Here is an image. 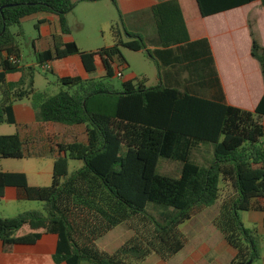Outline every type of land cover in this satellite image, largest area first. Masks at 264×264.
<instances>
[{"label":"trees","instance_id":"obj_1","mask_svg":"<svg viewBox=\"0 0 264 264\" xmlns=\"http://www.w3.org/2000/svg\"><path fill=\"white\" fill-rule=\"evenodd\" d=\"M196 1L204 18L256 2L264 8V0ZM76 7L73 0H0V125H16V104L31 100L38 122L84 127L87 137L86 143L58 145L48 187L31 186L25 173L0 172V203L43 204L42 210L0 218L4 251L34 246L44 234H55L59 237L56 264H139L153 255L168 261L190 243L182 227L210 214L235 252L231 264L259 261L262 236L245 226L241 214L264 212V96L255 111H247L179 88H149L146 78L123 82L117 89L113 80L122 69L116 65L127 63L123 50L146 53L160 75L168 62L149 49L144 37L128 31L122 13L120 24L111 28V47L83 52L73 41L35 50L39 67L79 56L89 75L97 72L100 57L104 77L84 79L72 68L59 80L58 93L38 92L37 67L22 63L23 25L36 15L51 14L59 18L63 35H71L68 16ZM152 14L158 46H191L179 0H162ZM252 36V55L264 78V47ZM15 72L22 74L21 80L8 83V75ZM210 144L213 163L199 164L195 151ZM39 156L30 152L19 133L0 136L1 159ZM163 159L180 163L181 175L159 174ZM70 160L82 161L84 167L70 175ZM150 204L173 208L175 213L161 224L148 215ZM121 225L135 235L113 254L102 251L99 242ZM25 227L30 233L19 236Z\"/></svg>","mask_w":264,"mask_h":264},{"label":"crops","instance_id":"obj_2","mask_svg":"<svg viewBox=\"0 0 264 264\" xmlns=\"http://www.w3.org/2000/svg\"><path fill=\"white\" fill-rule=\"evenodd\" d=\"M161 1L162 0H73L75 3L81 2L92 4L109 2V4L117 7L118 12L122 13L125 20L127 19L131 33L143 36L142 31L147 33L150 31L148 34L150 42L149 49L154 51L160 58L164 57L166 61H168L167 65L162 69L161 75L160 70L157 67L158 85L156 87L163 85L170 88H179L190 92L198 98L206 99L217 104L225 103L229 106L243 110L255 111L264 96V78L262 69L259 62L252 55V33H254V37L258 40L259 44L264 47V10L261 3L256 2L235 10L204 18L201 15L196 0V3L194 0H179L192 44L191 46H176L164 49L158 46L159 37L157 25L152 14L153 7L157 6ZM254 6L262 8L260 9L259 14H254V10H252ZM42 15H46L47 17L40 20ZM50 15L51 14H39L32 19H38L45 24L49 21L48 17H50ZM55 17L56 22L53 24L54 26H52L47 42L45 44L40 43L38 48L35 43L33 44L34 55L35 50L45 51L54 48L56 44L73 42L72 40H69V37L72 34L67 36L63 35L59 24V18L57 16ZM253 24L257 25V29L253 27ZM196 43L199 44L196 45ZM76 57L79 58L80 63L74 62ZM149 59L151 58L149 57ZM96 65L97 72L99 71L100 75L104 77L106 72L100 57H97ZM49 67L51 72L58 77V80L69 76L72 72V68H75L82 78H92L91 75L85 71L79 56L55 61L50 63ZM130 67L131 66L128 62L116 65L117 70L120 68L122 69L123 76L125 71L130 69ZM136 77H138V75L133 73L132 76L125 77L123 82L137 81L146 78L148 79L147 86L149 88H155L149 86L150 80L147 76H140L139 79H136ZM21 78L22 74L15 72L8 75L7 81L8 83H16L20 81ZM47 91L51 94H56L54 91ZM25 101L29 103L26 105ZM30 103H32L31 100H24L16 104L14 110L16 125H19L22 130V134H20L21 137L29 143L30 152H35L41 155L30 159L53 161L52 163H49L47 167V173L49 172L48 175L50 177L51 170L54 173L55 159L58 156V145L67 144V138L70 141L68 144L77 141L86 143L87 137L85 135V129L84 127L71 128L58 124L40 123L37 121L36 111L34 107H31ZM78 129H83L82 136L77 134ZM51 138L56 140L60 139L55 142L56 149H54L53 143L51 144V142L45 145L40 144V141L46 140L49 142ZM61 140H64L65 142H62ZM262 141L264 143V139ZM204 146L205 145H201L198 149H202ZM3 160L5 159L0 158V172L25 173L16 169L6 170L4 168V163H2ZM25 174L27 175L31 186L40 187L31 184L28 174ZM41 178H43V176ZM42 180L46 181V176ZM2 204L20 205L17 209L16 207L14 209V207ZM29 206L31 205H27L26 202H5L0 203V210H2V213L13 210V213L20 214L25 211H31ZM245 213L248 216L246 223L249 225H254L259 221H262L264 225V216L262 218L256 215L264 212ZM125 226L126 225H121L117 227L103 238L99 242V244H103V247L100 249L109 254H113L131 237H133V232L127 226V229H121ZM253 228H256L262 236L263 247L264 232L260 231L257 227ZM29 233L30 230L24 231L23 233H19V236H24ZM58 243L59 237L57 235L44 234L36 245L16 247L11 253H6L4 251L3 242L0 241V264H56L54 256L57 253ZM224 243L228 246L230 253L232 252L231 256L227 259V263L231 264L235 252L225 241ZM199 251H201L199 250V245L191 244L190 239V243L186 248L170 260L164 261L157 255H153L141 264H198L197 262L201 258L206 259L207 256V254H204L202 255L203 257H201ZM84 264L91 263L85 262Z\"/></svg>","mask_w":264,"mask_h":264},{"label":"rangeland","instance_id":"obj_3","mask_svg":"<svg viewBox=\"0 0 264 264\" xmlns=\"http://www.w3.org/2000/svg\"><path fill=\"white\" fill-rule=\"evenodd\" d=\"M258 7L259 6H254V8H252V10H254V14L260 13V9L262 8ZM46 17V15H42L40 20L45 19ZM68 19L72 29V35L69 37V40L76 42L81 51L90 52L102 48H107L113 45V35L111 28L115 24H120V13L118 12L117 7L113 6L112 4H109V2H104L102 4L78 2L76 9L73 13L68 16ZM40 20L32 19L25 22L23 25L24 31L26 33V40L21 41L23 59L22 61L24 65H33L37 67L36 89L38 90V92H46L47 90H51L57 93L61 90V85L59 83L58 77L53 72H51V70L48 71L45 70L43 67L37 66V60L34 55L33 46V44L35 43L38 48L40 43L45 44L47 42V40L49 39L48 37L50 36L52 26H54L53 24L56 22V17L54 15H50V17H48L49 21H47V23L45 24L40 23ZM124 22L128 31L131 32L129 29V23H127V19L125 20L124 18ZM253 27L257 29V25L253 24ZM13 31L16 33L18 32V29H13ZM142 32L143 36H141L144 37L147 42V45L149 46L150 42L148 34L150 31H148V33L145 31ZM123 55L126 61L131 66L130 69L125 71V77L132 76L133 73H136L138 75L136 79H139L140 76H147V78H149L150 80V87H156L158 85L157 66L151 59H149L147 54L123 50ZM74 62L80 63L79 58L76 57L74 59ZM91 77L96 79L102 78L99 71L91 75ZM124 78L120 79L116 77L113 80V84L116 86L117 89L120 90L122 88ZM25 103L27 105V103L29 102L25 101ZM30 104L31 107H33L32 103ZM17 133L22 134V130L19 125H0V136H10L15 135ZM77 134H79V136H82L83 129H78ZM57 140L59 141L60 139ZM57 140L51 138L49 142L46 140L40 141V144L45 145L51 142V144L53 143L54 149H56L55 142ZM62 142L65 141L63 140ZM68 143H70V141L67 138V144ZM194 160L204 166H210L214 161V145H205L204 148L196 150L194 154ZM52 162V160L40 161L38 159H30L27 157L23 160H3L2 163H4V168L6 170L16 169L21 172L27 173L30 178L31 184L38 185L40 187H48L52 184L53 171L51 170V176L49 177V172L47 173V167L49 163ZM83 167L84 162L70 160L69 174L71 175L72 173L82 169ZM158 173L161 175L179 177L181 175V164L178 162L163 159L160 161ZM42 176L43 178H41ZM45 176L46 181L42 180ZM48 177L49 179L47 180ZM26 204L31 205L29 206L30 210L43 209L42 203L26 202ZM2 205H9V207H14V209L16 207L17 209L20 204ZM147 213L149 216H152L157 219L161 224H166L170 221V218L175 213V210L169 207L150 204L147 208ZM15 214L16 213H13V210H9V212L6 213H2V210H0V218H14L18 215ZM256 215L258 217L263 218L264 213H258ZM209 217H211L210 214H205L196 222L187 224L188 226L184 225L182 229L188 236H190L191 244L199 245V250H201L199 251V255L203 257L202 255L207 254L208 256H206V259L201 258L197 262L198 264H228L227 259L231 256L232 252L230 253L229 248L224 243L221 234L213 225V220ZM247 218V214L243 213L242 219L246 227H257L260 231L264 232V225L262 221H259L254 225H249L248 223H246ZM137 223L139 225H142L139 220H137ZM127 227L131 230L129 226ZM127 227L125 226L121 229H127ZM24 231H29V228H23L20 233H23ZM131 231L135 235V232L133 230ZM98 246L99 248H102L103 244H99ZM261 257L262 259L260 261H257L255 264H264V246L261 247Z\"/></svg>","mask_w":264,"mask_h":264},{"label":"built area","instance_id":"obj_4","mask_svg":"<svg viewBox=\"0 0 264 264\" xmlns=\"http://www.w3.org/2000/svg\"><path fill=\"white\" fill-rule=\"evenodd\" d=\"M12 61L15 62V60H12ZM44 69H45V70H48V71L51 70L50 67H49V65H46V66L44 67ZM117 77L120 78V79H123V77H124V76H123V73H122L121 71H118V72H117Z\"/></svg>","mask_w":264,"mask_h":264},{"label":"water","instance_id":"obj_5","mask_svg":"<svg viewBox=\"0 0 264 264\" xmlns=\"http://www.w3.org/2000/svg\"><path fill=\"white\" fill-rule=\"evenodd\" d=\"M14 5H9L8 7H13ZM248 264H253L252 261H250Z\"/></svg>","mask_w":264,"mask_h":264}]
</instances>
